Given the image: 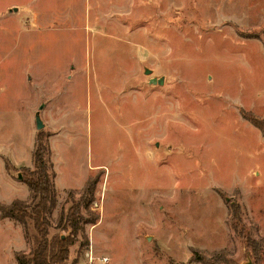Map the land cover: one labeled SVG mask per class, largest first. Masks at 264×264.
Masks as SVG:
<instances>
[{"label": "rangeland", "instance_id": "1", "mask_svg": "<svg viewBox=\"0 0 264 264\" xmlns=\"http://www.w3.org/2000/svg\"><path fill=\"white\" fill-rule=\"evenodd\" d=\"M245 111L264 116V0H0V205L27 198L41 131L53 218L95 181L99 218L65 264H264V136ZM68 233L53 220L51 249ZM17 250L0 218V264Z\"/></svg>", "mask_w": 264, "mask_h": 264}, {"label": "trees", "instance_id": "2", "mask_svg": "<svg viewBox=\"0 0 264 264\" xmlns=\"http://www.w3.org/2000/svg\"><path fill=\"white\" fill-rule=\"evenodd\" d=\"M243 116L264 136V116L258 117L250 111L243 112ZM31 159V167L20 168L21 180L28 188V198H15L9 204L0 205V218L11 219L22 227L23 238L29 250L14 251L16 264H65L69 259L70 247L78 238V251L88 244L85 225L94 224L99 218L97 212L89 209L94 199L95 181L88 177L81 187L79 198L72 199L66 210L64 204H60L56 218H53V212L58 208L55 171L48 137L41 131L35 135ZM4 166L6 170L9 169L7 162ZM71 194L68 190L67 196ZM53 220L56 227L69 233L59 236L54 249H51L48 235ZM224 252L212 253L214 259L201 256L198 259L195 255L199 254L194 251L191 260L197 259L201 264H232V261L224 258ZM76 263L77 258L71 261V264Z\"/></svg>", "mask_w": 264, "mask_h": 264}, {"label": "water", "instance_id": "3", "mask_svg": "<svg viewBox=\"0 0 264 264\" xmlns=\"http://www.w3.org/2000/svg\"><path fill=\"white\" fill-rule=\"evenodd\" d=\"M151 72H152V71H151L150 69H145V70H144V73L147 74V75L151 74ZM148 82H149L150 84H162V83H163V77H160V78L152 77V78H150V79L148 80ZM35 118H36V119H35V121H36V123H35V125H36V129H37V130H40V129L43 127V122H42V120L39 118L38 115H36ZM19 177H20V176H19ZM246 264H250V263L248 262V263H246Z\"/></svg>", "mask_w": 264, "mask_h": 264}, {"label": "crops", "instance_id": "4", "mask_svg": "<svg viewBox=\"0 0 264 264\" xmlns=\"http://www.w3.org/2000/svg\"><path fill=\"white\" fill-rule=\"evenodd\" d=\"M37 133V132H36ZM36 135V134H35ZM34 139H35V137H34ZM32 144V143H31ZM33 144H34V140H33ZM33 146V145H32ZM32 146H31V149H32ZM31 157H32V154H31ZM29 159L28 158H26V161L24 162V164H22V165H27V166H25V167H31L32 166V159L30 158V160L28 161ZM27 161H28V163H27ZM31 164V166H28V165H30ZM5 167V166H4ZM23 167V166H22ZM88 178V177H87ZM86 178V179H87ZM86 179H85V181H86ZM56 180L58 181V177H57V174H56ZM85 181H83L84 183H85ZM54 183H55V181H54ZM84 183H83V185H84ZM57 184H58V182H57ZM82 185V186H83ZM28 193V192H27ZM27 198H28V195H27ZM26 198V199H27ZM17 199H22V198H17ZM23 200H25V199H23Z\"/></svg>", "mask_w": 264, "mask_h": 264}, {"label": "built area", "instance_id": "5", "mask_svg": "<svg viewBox=\"0 0 264 264\" xmlns=\"http://www.w3.org/2000/svg\"><path fill=\"white\" fill-rule=\"evenodd\" d=\"M107 260V258H103V261H106Z\"/></svg>", "mask_w": 264, "mask_h": 264}]
</instances>
